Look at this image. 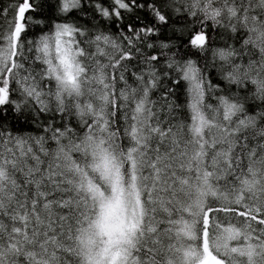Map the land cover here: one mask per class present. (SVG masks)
<instances>
[{
	"label": "snow or ice",
	"instance_id": "snow-or-ice-1",
	"mask_svg": "<svg viewBox=\"0 0 264 264\" xmlns=\"http://www.w3.org/2000/svg\"><path fill=\"white\" fill-rule=\"evenodd\" d=\"M0 264H264V0H0Z\"/></svg>",
	"mask_w": 264,
	"mask_h": 264
}]
</instances>
